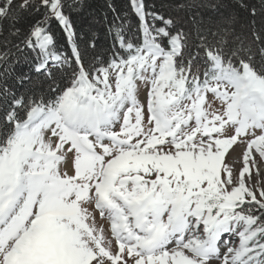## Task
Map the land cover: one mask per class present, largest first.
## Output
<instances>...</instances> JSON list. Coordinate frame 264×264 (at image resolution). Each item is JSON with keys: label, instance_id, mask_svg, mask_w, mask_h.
Returning a JSON list of instances; mask_svg holds the SVG:
<instances>
[{"label": "snow or ice", "instance_id": "6c2138e0", "mask_svg": "<svg viewBox=\"0 0 264 264\" xmlns=\"http://www.w3.org/2000/svg\"><path fill=\"white\" fill-rule=\"evenodd\" d=\"M0 264H264V0H0Z\"/></svg>", "mask_w": 264, "mask_h": 264}, {"label": "trees", "instance_id": "16d2710c", "mask_svg": "<svg viewBox=\"0 0 264 264\" xmlns=\"http://www.w3.org/2000/svg\"><path fill=\"white\" fill-rule=\"evenodd\" d=\"M117 3H118L119 5H123L124 3H126V0H117Z\"/></svg>", "mask_w": 264, "mask_h": 264}, {"label": "rangeland", "instance_id": "374dc122", "mask_svg": "<svg viewBox=\"0 0 264 264\" xmlns=\"http://www.w3.org/2000/svg\"><path fill=\"white\" fill-rule=\"evenodd\" d=\"M238 151H239V150H238ZM233 155H235V153H234Z\"/></svg>", "mask_w": 264, "mask_h": 264}]
</instances>
